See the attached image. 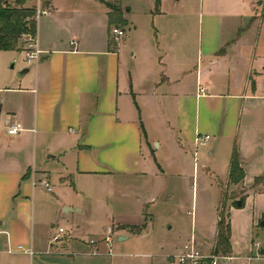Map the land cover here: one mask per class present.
Returning a JSON list of instances; mask_svg holds the SVG:
<instances>
[{
	"label": "crops",
	"instance_id": "0c3cea01",
	"mask_svg": "<svg viewBox=\"0 0 264 264\" xmlns=\"http://www.w3.org/2000/svg\"><path fill=\"white\" fill-rule=\"evenodd\" d=\"M107 2H25L49 13L37 23L39 62L0 88V264H168L192 236L211 253L225 190L240 193L225 206L232 258L217 264H264V0H133L121 4L132 27L118 42ZM200 175L213 187L201 195ZM168 210L190 222L148 239ZM112 234L136 236L139 252L109 253ZM20 244L34 253L9 252Z\"/></svg>",
	"mask_w": 264,
	"mask_h": 264
},
{
	"label": "rangeland",
	"instance_id": "374dc122",
	"mask_svg": "<svg viewBox=\"0 0 264 264\" xmlns=\"http://www.w3.org/2000/svg\"><path fill=\"white\" fill-rule=\"evenodd\" d=\"M9 3H11L12 5H14V0H7ZM133 0H115V2H107V6H108V3H112L114 5H119L121 7V11H117V12H113V18L115 20V23L117 26L121 27L124 29L125 31V35L123 36L126 37L129 33V31L131 30V27H132V24L128 23V21L123 17L124 15V7L122 8L121 4H126L127 3V8L129 7V3H132ZM111 10V9H110ZM44 15H42L43 17ZM122 20V21H121ZM19 46H20V50L19 49H14V50H0V88L3 86L4 84V81L6 80V75H9V74H13L16 75V79H18L17 77L18 76V70H19V66L20 64L22 63H26V56H25V52L23 51L24 48L26 47V44H27V38L22 36L21 39L19 40L18 42ZM12 85V83H11ZM4 95V93L0 92V98H2ZM2 99H0V105H1V101ZM4 125V121L2 120L1 123H0V126H3ZM153 146H154V149H157V145L155 143H153ZM167 154V153H166ZM159 158H163L164 157V153H160L159 155ZM198 165H199V168L201 170H204V167H203V163L202 161H199L198 162ZM193 174H191L192 176ZM197 177V176H196ZM210 176H202L200 175L199 177V185L197 183V178H196V190L198 191L199 195H201V193H204L206 194V192L210 189V190H213V187H211L209 184H210ZM211 184H213L211 182ZM191 185H192V180H191ZM214 185V184H213ZM190 186V184H189ZM215 188V187H214ZM183 192V194L181 193ZM232 191L228 192L225 190V193H224V200H227L228 198H233L237 195H239L240 191L239 190H235V192H233L231 194ZM177 197L176 199H180L182 197V199H184V201H186L187 204V207H186V211L187 210H191L192 211V207L190 205V201L192 200V196L189 195V192L187 191H184L183 189L179 190V192H177ZM225 203V202H224ZM38 211H39V206L35 205V216H34V220H33V223H34V226L37 227L39 225V215H38ZM186 211H184L185 215L183 217H176L170 210L168 211H165L164 214L165 216H162V215H156L155 217V223H154V231L148 236L149 238L148 239H154L155 237H158V238H161L164 233H167L166 232V229H168L169 226L172 225V221L177 224L179 223H183L185 222V224L187 222H190V217L191 215H189L188 213H186ZM49 215L51 216L52 213L50 212ZM184 219V220H183ZM175 223V227L171 232L170 234L176 236V232L178 231L177 230V227L178 225ZM60 226V225H59ZM59 226L57 228H59ZM150 228V226H149ZM148 228V229H149ZM264 225L261 224L260 226H258L256 228V232L260 233V235H263L264 236ZM256 235V234H255ZM113 243H111V245L109 246L111 249L112 252H116L117 251H121V252H127L128 254L130 253H138L139 251L135 248L134 246V242L136 239L135 237L136 236H133L131 239L129 240H125L123 242H119L118 241V236L117 235H113ZM175 238V237H174ZM260 254V252H258ZM9 255H14V253H11ZM116 259H118L119 261H123V264H137V261L138 260H142L144 261V258H140V257H134V256H130V255H124V256H115ZM169 264V263H168Z\"/></svg>",
	"mask_w": 264,
	"mask_h": 264
},
{
	"label": "trees",
	"instance_id": "16d2710c",
	"mask_svg": "<svg viewBox=\"0 0 264 264\" xmlns=\"http://www.w3.org/2000/svg\"><path fill=\"white\" fill-rule=\"evenodd\" d=\"M25 2L26 0H15L14 5H12L7 0H0V50H20L21 48L18 42L21 37L26 33H35L37 31V21L34 18L37 8L26 7ZM108 7L111 9L109 13L110 22L116 25L113 12L121 11L122 9L119 5L117 6L112 3H108ZM242 178L243 169L239 165L238 156L236 154L232 160L230 180L235 183L239 182ZM239 201L243 204L244 197H240L239 200L234 199L233 205H239ZM225 206L226 200H224L223 193L219 207L220 219L218 239L213 252L216 254L229 255L231 250V224L229 221V214H226ZM129 228L136 230V232H140L143 226H133Z\"/></svg>",
	"mask_w": 264,
	"mask_h": 264
},
{
	"label": "built area",
	"instance_id": "2783aa9c",
	"mask_svg": "<svg viewBox=\"0 0 264 264\" xmlns=\"http://www.w3.org/2000/svg\"><path fill=\"white\" fill-rule=\"evenodd\" d=\"M49 13L48 9L45 8H37L36 14L34 15L35 20L38 23V20L42 15H46ZM125 35V31L123 28L119 26H114L111 30V37L113 41L118 42L120 41L123 36ZM27 38V44L24 48L25 56L27 59L28 64L33 65L39 62L40 56L42 54V49L39 45V39H38V32L35 33H26L23 35ZM71 44H76L75 40L71 41ZM200 92L203 93L204 89L201 88ZM20 130V127L18 124L12 125L9 129V133L14 134L17 133ZM210 138V135L205 134L201 135L199 134L196 137L195 143L197 147L200 146H206L208 139ZM41 183L48 189L52 190V187L47 179L41 180ZM35 185V182H33ZM64 231L63 228L59 229V233H62ZM59 234H57L54 237V240H58ZM103 240L107 243L108 246L112 243V236L108 235ZM98 240L92 239L90 241L91 244L97 243ZM25 252L28 254H33L34 251L31 247H25L23 245H18L16 248L9 247V252ZM109 253H111V249H109ZM221 257H225L227 259H231L232 257L230 255H222V254H216L214 252L207 253L205 252L198 244V241L196 237L192 236L190 239H188L183 246L181 247L180 251L176 254H172L168 256V263L169 264H217L218 260Z\"/></svg>",
	"mask_w": 264,
	"mask_h": 264
},
{
	"label": "water",
	"instance_id": "95a60500",
	"mask_svg": "<svg viewBox=\"0 0 264 264\" xmlns=\"http://www.w3.org/2000/svg\"><path fill=\"white\" fill-rule=\"evenodd\" d=\"M29 70V68H25V69H23L22 71H20V72H18V76L20 77V76H23L27 71ZM241 203H240V201H239V205H240Z\"/></svg>",
	"mask_w": 264,
	"mask_h": 264
}]
</instances>
